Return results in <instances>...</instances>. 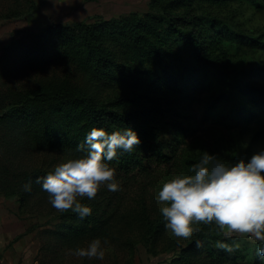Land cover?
<instances>
[{"label": "trees", "instance_id": "trees-1", "mask_svg": "<svg viewBox=\"0 0 264 264\" xmlns=\"http://www.w3.org/2000/svg\"><path fill=\"white\" fill-rule=\"evenodd\" d=\"M233 2L264 10V0H149L143 13L95 14L12 37L0 51V194L15 195L26 207L29 197L44 192L36 178L55 168L24 162L28 149L76 158L82 155L77 145L93 127L136 132L140 144L131 153L118 150L110 162L129 180L153 177L158 169L164 183L189 174L203 152L229 164L250 159L251 143L245 146L235 135L239 129L264 140V25L244 31L226 21L219 12ZM37 9L38 0H16L0 16L25 18ZM59 62L66 73L32 78ZM24 75L30 78L26 85ZM215 130L221 134H210ZM28 183L31 191L24 189ZM80 202L92 209L84 219L71 210L50 211L57 221L45 229L52 237L48 253H70L95 238L125 245L133 231L149 252L160 242L162 249H179L168 264H202L200 256L205 264H264L256 247L235 246L232 255L217 248L227 239L215 224L194 225L201 231L181 239L165 228L162 213L123 216L122 192L106 186L95 199ZM90 263L76 258L73 264Z\"/></svg>", "mask_w": 264, "mask_h": 264}, {"label": "clouds", "instance_id": "clouds-1", "mask_svg": "<svg viewBox=\"0 0 264 264\" xmlns=\"http://www.w3.org/2000/svg\"><path fill=\"white\" fill-rule=\"evenodd\" d=\"M139 144L136 132L130 128L109 133L93 127L84 143L77 145L82 155L58 164L45 177H37L36 183L41 184L57 212L71 210L84 219L92 214V209L80 201L95 199L102 186L111 192L119 191L116 169L110 162L117 158L118 150L131 153ZM24 189L31 191V183L25 184ZM157 200L163 205L160 212L166 221L165 228L175 237L189 239L201 231L194 225L215 224L225 236L258 241L257 254L264 258V150L247 161L239 159L233 164L203 152L189 174L163 183ZM107 243L95 238L86 248L69 251L78 258L103 260V245ZM215 246L233 250L219 240Z\"/></svg>", "mask_w": 264, "mask_h": 264}, {"label": "rangeland", "instance_id": "rangeland-1", "mask_svg": "<svg viewBox=\"0 0 264 264\" xmlns=\"http://www.w3.org/2000/svg\"><path fill=\"white\" fill-rule=\"evenodd\" d=\"M15 1L0 0V12L13 5ZM148 2L149 0H38L37 11L25 18L6 19L0 16V51L2 47L9 44L11 39H13L12 37L24 35L22 31L25 28L37 32L46 24L91 20L95 14L110 18L129 12L143 13L147 10ZM219 14L226 21L231 22L233 26H238L244 31H261L264 25V10L257 9L246 2H233L228 8L220 11ZM248 56L253 55L248 52ZM54 65L56 66H50L43 71L38 70L39 76L31 74L32 78L35 80L36 78L48 80L54 72L62 74L64 71L63 63L59 62ZM26 68L24 67V73H26ZM64 73L66 72L64 71ZM29 79L24 75V85ZM31 81L33 82V80ZM73 82V84L77 83L75 80ZM107 92L108 90L102 92L101 96H104L102 98L107 99L105 97ZM201 129L203 130V127ZM237 131L235 137L238 140L244 143L245 146L251 143L250 146L248 145L251 156L264 150V140L257 138L253 140L250 133L239 129ZM212 133L221 134V131L215 130L210 134ZM251 139L254 142H251ZM27 157H24V162L31 165L35 163L40 165L44 161L52 163V166L56 167L66 161L61 152L54 150L28 149ZM161 174V170L158 169L153 177H140L136 180H129L122 177L119 173L116 174V179L120 185L119 191L122 192L124 203L127 206L125 211L122 210L124 211L123 216L128 217L133 211H137L140 214L144 213L143 217L147 215L152 218L161 214L160 208L163 205L158 203L157 200L158 192L164 183L160 181V178L163 177ZM175 177L173 176V178ZM159 182L160 184H158ZM140 200L142 201L141 203H139ZM28 201L29 204L24 207L17 202V196L0 194V249L9 253L8 255L12 256L14 261L17 260V264H24V261H28V264H31V261L40 264V259L46 264H56L57 261L61 262L62 259V264H73L78 257L65 253L68 250L49 251L48 253L47 245L52 242V237L47 235V230L45 229H52L55 221H57L50 214V211H55V209L49 203L48 194L45 191L34 194L29 197ZM121 230L122 228H120ZM222 235L227 239V244L233 248L229 252L230 255L233 254L237 245L238 248L259 247V242L252 238L239 236L237 241H235L236 238H233L235 235L230 237ZM107 241L108 243L103 245L105 249L104 259H91L90 264H168L179 252L177 248L162 249L164 247L162 242L156 246L158 250L155 253L149 252L138 232L133 231L129 232L128 244L118 245L110 240ZM89 242H86L87 246ZM207 261L206 258L200 256L199 262L205 264Z\"/></svg>", "mask_w": 264, "mask_h": 264}, {"label": "crops", "instance_id": "crops-1", "mask_svg": "<svg viewBox=\"0 0 264 264\" xmlns=\"http://www.w3.org/2000/svg\"><path fill=\"white\" fill-rule=\"evenodd\" d=\"M2 248H5V247H2ZM8 254L9 253H7L6 251L3 252L2 249H0V264H17L18 261L17 260L14 261L12 256H9ZM24 264H28V261H24ZM31 264H36V262L35 261H31Z\"/></svg>", "mask_w": 264, "mask_h": 264}]
</instances>
